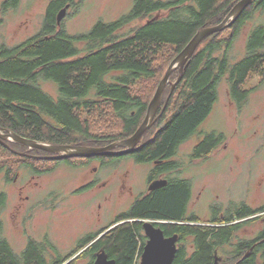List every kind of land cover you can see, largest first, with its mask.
Here are the masks:
<instances>
[{
    "label": "trees",
    "instance_id": "16d2710c",
    "mask_svg": "<svg viewBox=\"0 0 264 264\" xmlns=\"http://www.w3.org/2000/svg\"><path fill=\"white\" fill-rule=\"evenodd\" d=\"M65 1L51 2L39 34L14 47L0 46V127L44 143L56 139L61 143L80 140L77 133L85 134L89 128L80 122L75 111L91 110L93 98L87 96L94 93L102 98L96 99L107 104L104 118L113 115L105 129L106 135L116 136L107 137L106 143L133 135L143 122L148 102L172 61L200 30L221 24L241 0H135L128 14L110 23L99 21L88 33L80 35H70L66 30L56 33V17ZM18 2L6 0L4 10L16 7ZM256 10L264 11V0L253 1L233 26L207 37L199 45L172 94V97L178 94L177 107L164 129L159 130L160 135L153 145L145 147L147 155L167 153L173 146L191 138L212 112L219 99L218 87L224 79L232 86L234 98H239L240 103L248 100L255 89L241 90V86L264 66V26L251 29L247 54L235 63L232 50L237 36ZM159 13L164 14L153 20ZM146 18L149 23L127 34L118 33L132 21ZM228 32L231 34L227 37ZM79 43L85 47L79 48ZM114 73L116 76L108 80ZM178 77L176 70L170 81ZM41 80L52 81L58 86L57 99L43 91ZM141 82L152 86L151 91H145L151 95L147 103L133 97V91L128 89ZM154 131H157L155 125L146 133ZM223 140V134H206L196 152L208 157ZM13 147L27 149L16 143ZM30 153L37 154V149ZM27 161L32 169L43 160ZM5 204L6 195L1 194L0 211ZM147 205L138 204L131 211L137 213L148 208L154 215L176 220L183 215L168 213L176 207L169 209L170 205H163V202ZM182 207L185 208L186 203ZM215 222L223 224L222 220ZM1 225L0 222V264H66L77 254L78 250L63 254L48 240H30L18 253L1 235ZM140 228L141 224H122L97 242L94 247L97 251H86L78 258L90 257L92 261L88 264H94L93 259L103 248L116 264H138ZM171 228L179 230L186 238L185 248L178 253L175 264H215L218 257L215 250L220 248L225 255L220 264H257L258 257L264 264V232L256 240L261 243L253 247L256 241L240 240L234 244L231 228L226 226L183 224ZM233 244L235 251L229 253L226 248ZM68 264H76V260Z\"/></svg>",
    "mask_w": 264,
    "mask_h": 264
},
{
    "label": "rangeland",
    "instance_id": "374dc122",
    "mask_svg": "<svg viewBox=\"0 0 264 264\" xmlns=\"http://www.w3.org/2000/svg\"><path fill=\"white\" fill-rule=\"evenodd\" d=\"M5 1L0 0V46L14 47L39 32L50 0H20L17 7L8 10L3 7ZM134 1L83 0L81 4V0H77L79 5L76 10L66 13L64 27L71 35L88 33L99 21L110 23L128 14ZM146 22L147 18L135 20L118 33L127 34ZM256 26H264V11H254L237 36L232 50L233 63L247 54L248 34ZM230 34L228 32L227 37ZM78 47L83 49L85 44L79 43ZM113 76L116 74L109 75L108 80ZM139 84L151 86L142 82ZM40 85L53 98L58 96V86L52 81L41 80ZM228 86L227 79H224L218 87V102L201 126L204 132L223 134L224 142L209 158L188 165L190 168L187 172L191 176L195 172L200 176V180H196L195 192L203 187H211L204 192L200 204L196 205L195 212L201 213L202 217H207L208 199L217 194L221 198L218 200L224 204L241 198H246L252 206L264 203V66L260 71L252 73L244 84V89L255 90L242 108L231 103ZM106 105L96 109V121H91L92 128H100L97 132L107 133L106 124L113 119L112 114L104 118L108 109ZM101 111L104 112L102 119L97 120ZM86 117L84 113L83 118ZM189 144L191 147L188 144L182 146L181 155L190 154L193 141ZM42 160L31 169L27 159L0 147V194H6V204L0 211L1 235L18 253L26 248L30 240H48L61 253L67 254L72 251L79 234L99 227L96 220L101 210L97 211V207L99 202H104V197L94 192L75 194L73 191L82 184L83 172L74 171L65 163ZM17 175L18 184L14 183ZM20 185H26L25 192L20 193ZM26 196L30 200L27 201ZM129 201L122 199L106 203L104 225L108 227L118 210H125ZM193 205H190L189 210ZM261 224L262 221L251 225L248 232L245 231L249 235L239 236L236 241L252 239L262 229ZM218 257L225 259L221 252ZM88 261V258H81L76 264H86ZM217 261L220 264V258Z\"/></svg>",
    "mask_w": 264,
    "mask_h": 264
},
{
    "label": "flooded vegetation",
    "instance_id": "af4514ba",
    "mask_svg": "<svg viewBox=\"0 0 264 264\" xmlns=\"http://www.w3.org/2000/svg\"><path fill=\"white\" fill-rule=\"evenodd\" d=\"M52 1L53 0H50V2L46 7L44 20L37 34L40 33V31L44 26L47 9ZM168 1H174V0H168ZM78 2L77 0L65 1L63 7H61L56 17V33L62 30H66L64 27V21L67 15L66 13L69 10H73V9L76 10L77 6L79 5ZM82 3L83 0H81V4ZM18 5L19 2L17 6ZM63 9H66V12L59 22L58 16ZM149 22L150 20L147 19L146 23ZM37 34L29 37L28 39L36 36ZM179 75H180V71H179ZM158 86L153 92L152 97L150 94H146L145 92V91H149V89L151 91L152 86L149 87L140 84L128 86V89L130 91H133L131 95L133 97H137L141 99L143 103H147L146 99L151 97L150 101L148 102L145 118L148 113L149 104L154 98ZM176 86L177 84L173 88V84L170 81V83L166 86L162 94L160 105L155 115L154 123L151 127L153 128L155 125L157 131L145 133L141 141L130 153L124 154L122 153L125 150L124 148L116 147L114 149L109 150L106 155L68 158V159H54L52 157L56 156L55 153L44 151L47 152L48 154H41L38 151H43V150H37V154H31L30 150H34V149H30L27 146H26L27 149H23V147L14 148L13 145L16 142L10 139L6 141L8 147H5L3 144L0 143V146L5 147L10 152L18 155L19 157L27 158V159H36V160H42L46 157H50L51 158L50 160L53 161L54 163H59V162L65 163L67 166L71 167L72 170L74 171H82L83 172L82 184H80V186L73 192L75 194H80V195L88 194V192H94L95 195L101 194L104 197V202H99L97 207V211L99 210L101 211H99L98 214L96 211L97 214L96 225H99V227L89 230L88 232L81 233L77 236V238L75 239V243L73 244V249L72 251H70L73 252L78 250L77 254L71 257L70 259H68L66 264L71 263L74 260H76L77 263V261L79 260L78 257L86 251L89 250L97 251L98 248L97 249L94 248L97 242H99L101 239L107 236L116 227L126 223H131L132 225L141 224V228L139 229V235L137 237L138 246L136 252L137 253L136 262L138 264H142L143 262L142 256L144 253V249L150 240L149 236L146 233V230L144 229L145 223H152L156 229H160L161 232L163 233V236L166 239L174 236L178 237L176 241L177 252L173 264H175L176 262L178 253L184 250L186 245V238L182 237V233L179 230L175 231L174 229H172L171 228L172 225L183 226V224H190L197 226L230 227L232 231L231 233L232 237L235 238L233 240L234 244H237L240 240H242L239 239L238 241H236L237 237L242 235H249L248 233L246 234L245 231L248 232L249 227L251 225L256 224L257 222L262 221L261 224L262 229H260L252 239L245 238L244 240L256 241L264 232V203L259 204V206H252L247 201L246 198H241V200H237V201L230 200L228 203L224 204L223 202L219 201L221 200V198L220 195L217 194L214 197L212 196L211 198L208 199L209 206H208L207 217L206 216L202 217L201 213L195 212L196 205L200 204L204 192L207 191V189H210L211 187H203L200 188L199 192H195L196 180H200V176L199 174H197V172L193 173V176H191L190 172H187L190 168L188 165L192 166L194 162H198L203 159L209 158L212 154H214L217 151L220 145L224 142L223 140L222 143L213 151V153L210 156L208 157L199 156L196 152L197 147L204 140L205 135L212 132H204L200 127L191 138L183 141L180 144L173 146L172 150H168L167 153H162L153 156L147 155L145 153L144 151L145 147H147L148 145L149 146L153 145L155 140L160 135L159 130L164 129V127L170 121L174 113V110L177 107L176 102L178 99L177 98L178 94H174L172 97V94L174 93ZM243 86H241V90H246V91L249 90V89H244ZM228 88H229L228 93L231 99V103L235 104L238 108H242L247 103L249 98L248 100L245 101L243 100V102L240 103L239 98H234L232 95V86L229 85ZM58 97H59V88H58V96L54 99H57ZM87 97L93 98L92 102H94L93 103L94 107L91 110L90 109L82 110L79 113L78 111H75V115L78 116L80 122H82L84 126H86L87 124L89 131L85 134L77 133V135L81 139L75 142L61 143L56 139V141L47 144H50L52 146H80V147H91V148H105L115 143H119L123 140H127L136 133L135 132L133 135L128 136L118 142L106 143L107 137H109L108 139H111L114 138L116 135L113 134L106 135L104 130H103L104 132H97L96 130H99L100 128L99 127L92 128L91 126V121L92 122L96 121L95 119L96 109L100 108L101 106L103 107L105 102L104 100L103 101L99 100L102 98H100V96L97 95L96 93H94L91 96L88 95ZM88 98L85 100L89 102ZM167 109L169 110L167 111ZM88 112H90V114H88ZM84 113L87 114L86 118H83ZM103 114L104 112L101 111L97 115L98 116L97 120L102 119L101 117L103 116ZM145 118L143 119V122ZM53 123L55 125V122ZM191 141H193V144L190 154L186 156L181 155L180 150L182 146L188 144V147H191V145L189 144ZM137 168H138V172H136ZM37 170H38V166H37ZM7 179L10 180L9 175H7ZM156 182H164V184L162 186L151 189L152 185L155 184ZM14 183L18 184V175L14 179ZM19 187H20L19 188L20 193L26 191V185H20ZM1 194H5V193H1ZM122 199L130 200L128 205L124 208L125 210L123 209L118 210V212L115 214L114 218L112 219L110 225L108 227L107 225L105 226L103 222L105 204L110 201H121ZM26 200L27 201L30 200V197L26 196ZM162 202L163 205H170L169 209L171 208L173 209V207H176L173 209L172 212H168V213L174 215H179L182 213L183 215L180 217V220L164 219L159 215H154V213H152L148 208H142V210L137 213L136 210L134 213H132L131 211L133 207H135L138 204L141 205V207H143L144 203H147L148 204L147 206H150L151 203L160 204ZM179 203L182 205L186 203V207L183 208L182 205H180ZM191 204H194L193 205L194 207L189 210ZM216 220H222L223 224L216 223L215 222ZM260 243H261L260 241H256L253 244V247L258 246ZM234 244L227 246L226 249L229 253L235 251ZM103 252L105 253L103 248H101L97 252L96 257L93 259L94 264L96 263L99 254ZM220 252H222L221 248L215 250V255L218 256ZM107 256L109 259L114 260L110 258L109 255ZM85 258L89 259V261L86 264L92 261L90 257H85ZM219 258H220L219 263H222L223 261L222 257ZM257 259H258L257 264H261L262 260L259 257Z\"/></svg>",
    "mask_w": 264,
    "mask_h": 264
},
{
    "label": "water",
    "instance_id": "95a60500",
    "mask_svg": "<svg viewBox=\"0 0 264 264\" xmlns=\"http://www.w3.org/2000/svg\"><path fill=\"white\" fill-rule=\"evenodd\" d=\"M254 0H241L239 1L234 8L231 10L226 19L217 26L206 27L200 30L194 38L190 41V43L180 52V54L172 61L170 64L164 78L159 83L158 89L155 93L154 98L149 104L148 113L138 128L136 133L129 139L123 140L119 143H115L105 148H91V147H80V146H52L47 143L31 140L25 137H22L15 132L2 129L0 127V143L5 147H8L7 140H12L16 143L22 144L24 146L29 147L30 149L43 150L51 153H55L56 156L52 157L54 159H68V158H78V157H90L97 155H106L109 150L114 149L116 147H122L125 150L122 153H130L137 144L141 141L143 135L152 127L155 115L158 111L162 94L166 88V86L170 83V78L172 73L175 70L180 71V75L176 82L172 83L173 88L176 84L181 81L183 71L185 65L189 61V59L194 55L196 50L198 49L201 42L207 37L219 33L229 27H231L236 20L242 15L248 5ZM66 9H63L58 16V21L62 19L65 15ZM161 17L159 13L154 17L153 20H158ZM44 159H51L50 157H46ZM164 182H156L152 185L151 189L162 186ZM144 229L146 230L147 235L150 240L144 249V253L142 256V264H173L175 255L177 252L176 241L177 236L166 239L163 236V233L160 229H156L152 223H145ZM245 258V257H244ZM218 259L216 258L215 264H218ZM95 264H116L115 260H111L108 256L103 252L99 254L98 259Z\"/></svg>",
    "mask_w": 264,
    "mask_h": 264
},
{
    "label": "bare ground",
    "instance_id": "6f19581e",
    "mask_svg": "<svg viewBox=\"0 0 264 264\" xmlns=\"http://www.w3.org/2000/svg\"><path fill=\"white\" fill-rule=\"evenodd\" d=\"M176 256V255H175Z\"/></svg>",
    "mask_w": 264,
    "mask_h": 264
}]
</instances>
